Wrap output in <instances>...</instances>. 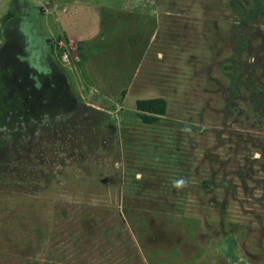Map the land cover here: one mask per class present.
<instances>
[{"label": "rangeland", "instance_id": "obj_1", "mask_svg": "<svg viewBox=\"0 0 264 264\" xmlns=\"http://www.w3.org/2000/svg\"><path fill=\"white\" fill-rule=\"evenodd\" d=\"M183 12L216 24L199 101L139 111L131 59ZM0 264H264V0H0Z\"/></svg>", "mask_w": 264, "mask_h": 264}, {"label": "trees", "instance_id": "obj_2", "mask_svg": "<svg viewBox=\"0 0 264 264\" xmlns=\"http://www.w3.org/2000/svg\"><path fill=\"white\" fill-rule=\"evenodd\" d=\"M184 15L185 13L183 12L179 17L182 16L184 18ZM185 18H188V20L186 19V21H183L182 19L175 18L169 25H158V33H152L151 36H153V39H150L149 35L146 42L141 46L138 59H131V61L134 60V62L130 63L134 66L137 84L140 83L141 80H143L142 82L145 81V84L152 86L153 89H151L157 91L160 96L156 100L141 102L138 105L139 111L167 118L169 111L182 113L184 110L193 109V106L199 101L198 96L194 94L192 89H190L191 85L197 84L200 78L195 75L196 73L193 69L195 64L205 61L207 62V53H212L214 51L212 29H214L216 24L214 21L215 19H207V21L204 22L207 30H205V34L203 35L190 25V22H193V25L197 22L194 21V18H191L190 16L188 17V15ZM182 22L185 23L184 26L182 25ZM140 119L146 125L167 127V129H169L168 131L171 133V137L174 140L177 139L176 135L172 134L173 132L171 130L174 128V130L177 131L176 127L179 126H177L175 122L159 119L157 117H149L147 115L140 116ZM135 134L137 133H134L133 135L129 133L126 134L127 143L130 141H133L132 145H134V143H143L142 139L139 140V137L141 138L142 134L138 133V136ZM177 144L178 143L174 146ZM132 145L130 146V149L132 148ZM157 151H159V149ZM161 151L162 150H160V153H162ZM148 152L150 151L146 150V153ZM169 152L170 151L167 153ZM177 152L183 151L177 149ZM132 158L135 161V165H137V169L140 171H144L145 168L151 166V164H149L150 158L144 159L138 155ZM127 164L129 163L127 162ZM181 166L184 167L183 164H181ZM127 168L132 169L129 166ZM177 173L181 175H191L190 172H187L182 168L179 169ZM129 174L131 173L128 172V175ZM131 176L135 179L137 177L136 174H134V176L131 174L130 178H132ZM139 209L141 210L144 208L141 207ZM147 210H150L148 213L150 212L153 216L162 218L163 222H165V225L169 229L176 228L178 223L183 222L179 221L178 216L172 211ZM145 211L146 210H142L137 215L147 219L148 214L145 213ZM124 212L128 219H132L133 214L130 217L131 210L125 208ZM145 229H147L146 226ZM158 253L159 252L156 251L155 254L158 255Z\"/></svg>", "mask_w": 264, "mask_h": 264}, {"label": "built area", "instance_id": "obj_3", "mask_svg": "<svg viewBox=\"0 0 264 264\" xmlns=\"http://www.w3.org/2000/svg\"><path fill=\"white\" fill-rule=\"evenodd\" d=\"M75 44H76V42H75V40H73V39H71L70 42H69V41L67 42V46L70 45V46L73 47ZM60 45H61V47L66 46V45H64V43H61ZM60 59H62L63 62H68L69 59H70V54H69V52H67V51L63 52V53L61 54V56H60Z\"/></svg>", "mask_w": 264, "mask_h": 264}, {"label": "clouds", "instance_id": "obj_4", "mask_svg": "<svg viewBox=\"0 0 264 264\" xmlns=\"http://www.w3.org/2000/svg\"><path fill=\"white\" fill-rule=\"evenodd\" d=\"M186 186H187V181L185 179L173 181V187H175L177 189L182 188V187H186Z\"/></svg>", "mask_w": 264, "mask_h": 264}]
</instances>
